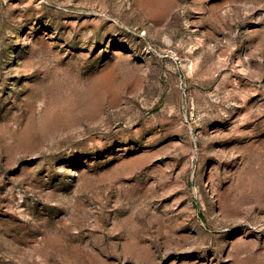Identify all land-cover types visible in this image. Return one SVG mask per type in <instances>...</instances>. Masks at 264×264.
<instances>
[{
    "label": "rangeland",
    "instance_id": "rangeland-1",
    "mask_svg": "<svg viewBox=\"0 0 264 264\" xmlns=\"http://www.w3.org/2000/svg\"><path fill=\"white\" fill-rule=\"evenodd\" d=\"M0 264H264V0H0Z\"/></svg>",
    "mask_w": 264,
    "mask_h": 264
}]
</instances>
